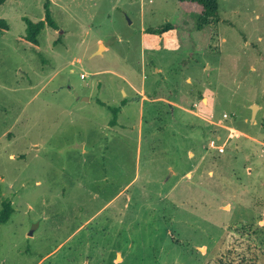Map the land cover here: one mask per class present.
<instances>
[{
  "label": "rangeland",
  "instance_id": "374dc122",
  "mask_svg": "<svg viewBox=\"0 0 264 264\" xmlns=\"http://www.w3.org/2000/svg\"><path fill=\"white\" fill-rule=\"evenodd\" d=\"M196 9L0 7V264H264V0Z\"/></svg>",
  "mask_w": 264,
  "mask_h": 264
},
{
  "label": "trees",
  "instance_id": "16d2710c",
  "mask_svg": "<svg viewBox=\"0 0 264 264\" xmlns=\"http://www.w3.org/2000/svg\"><path fill=\"white\" fill-rule=\"evenodd\" d=\"M8 0H0V7L5 5ZM179 5L182 8H197L196 12L198 13V28H204L210 24L212 20L218 19V0H178ZM26 24V33L23 37L24 42L30 43L29 45L34 47H39V36L42 31L49 26L52 29H57V26L52 18V13L49 5H45V19L39 22H33L30 19H24ZM0 26L5 25V21H0ZM169 28V27H168ZM168 28L163 29L160 33L168 31ZM27 44V43H26ZM100 105H105L103 102H99ZM125 105V103H123ZM113 112V118L111 121V126L118 125V114L120 108H110ZM0 196L2 197L1 193ZM2 210L0 212V228L2 225L6 224L11 216L14 214V208L10 199H3L2 201Z\"/></svg>",
  "mask_w": 264,
  "mask_h": 264
},
{
  "label": "built area",
  "instance_id": "2783aa9c",
  "mask_svg": "<svg viewBox=\"0 0 264 264\" xmlns=\"http://www.w3.org/2000/svg\"><path fill=\"white\" fill-rule=\"evenodd\" d=\"M225 117H226V115H225ZM209 148L210 149H218L219 150V153H223L224 152V148L223 147H218V143H217V141H215V140H211L210 142H209Z\"/></svg>",
  "mask_w": 264,
  "mask_h": 264
},
{
  "label": "water",
  "instance_id": "95a60500",
  "mask_svg": "<svg viewBox=\"0 0 264 264\" xmlns=\"http://www.w3.org/2000/svg\"><path fill=\"white\" fill-rule=\"evenodd\" d=\"M101 48H102V46H101ZM84 100L87 101V100H89V99L85 98ZM256 109H257V107H253L252 121H254V119H255V117H256ZM37 226H38V225H34V226H33L32 231L29 233L30 236L33 235V233H34L35 229L37 228Z\"/></svg>",
  "mask_w": 264,
  "mask_h": 264
}]
</instances>
